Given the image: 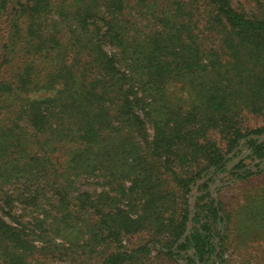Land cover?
<instances>
[{"label":"trees","instance_id":"1","mask_svg":"<svg viewBox=\"0 0 264 264\" xmlns=\"http://www.w3.org/2000/svg\"><path fill=\"white\" fill-rule=\"evenodd\" d=\"M147 1L73 0L70 10L69 0L56 9L51 0H0V20L10 6L16 10L11 44L4 46L12 60L20 61L12 77H0V175L26 172L28 179L38 180L32 173L36 167L43 178L52 161L47 154L38 156L33 146L45 150L51 143L68 152L62 172H53L55 181L66 173L101 172L97 175H108L113 184V195L102 191L94 199L78 193L80 228L99 235L108 230L112 239L149 228L158 235L152 242H163L161 236L166 240L160 250L175 264H229V243L234 248L255 243L258 264H264V181L243 189L235 202L219 195L235 182L264 173V141L253 136L264 133V127L243 129L239 118L245 108L264 117V19L238 11L231 0H174L161 9L150 33L136 36L126 9L131 2L146 7ZM48 19L55 27L50 39ZM200 24L219 36L218 50H206L195 40ZM22 25L27 26L25 38ZM60 26L68 30L66 41ZM106 42L114 53L103 49ZM21 48L26 51L19 56ZM199 72L209 75L203 104L167 111L155 119L153 138L146 140L137 105L164 101L163 82L169 76L194 78ZM192 102H201L199 92ZM115 119L127 129L125 135ZM210 129L223 134L225 150L208 137ZM138 136L145 144L142 155ZM184 166L192 170L179 175ZM165 174L185 194L190 183L205 176L197 190L206 192L196 198L186 236L188 196L181 213L169 212L174 198ZM219 174L216 204L208 186ZM124 180L130 185L125 187ZM68 187L62 185V205L68 204ZM126 197L133 201L128 209L120 207ZM91 210L99 218L84 223ZM148 252L147 244L117 249L97 264H126ZM0 253L9 256L4 264H21L31 253L23 231L1 217Z\"/></svg>","mask_w":264,"mask_h":264},{"label":"rangeland","instance_id":"2","mask_svg":"<svg viewBox=\"0 0 264 264\" xmlns=\"http://www.w3.org/2000/svg\"><path fill=\"white\" fill-rule=\"evenodd\" d=\"M24 2L25 0H21ZM53 1V8L56 9L61 5L63 0H51ZM174 0H148L146 7H135V3L131 2L128 9H126L125 15H132L135 25V35L143 37L150 33L154 28L153 26L157 22L156 18L160 14L161 9L172 6ZM73 0H69L67 8L73 9ZM231 3L235 9L245 13L249 17H258L264 19V0H231ZM16 5V4H12ZM17 6V5H16ZM15 9H8L7 13L3 14L0 20V77H12L13 73L17 71V66L20 65L19 58L11 59L10 49L5 48L4 44H11V33L13 31L12 19L16 16ZM128 17V16H126ZM48 24L47 38L50 39L52 35H55V27L49 19L46 21ZM23 30L21 34L28 36L27 26H21ZM196 32L195 40L199 42L206 50L215 49L218 50L221 46L218 41L219 36L215 33H208L205 26L200 24L197 28H194ZM61 33L64 35V40L68 39L67 28L60 26ZM103 49L112 54L115 51L109 42L103 44ZM26 51L21 48L19 56ZM28 55V54H27ZM30 55V53H29ZM26 57V56H25ZM126 75L127 69H123ZM209 78V75L199 72L196 77L186 76H169L163 83L167 93L164 101L159 100L156 103H152L149 99L147 103L143 105H137V113L143 121L146 140L150 141L154 135L155 119L161 120L166 116L167 111H186L191 105H202L203 95L207 92V88L204 85V81ZM200 93L201 102H192L196 93ZM143 106V107H140ZM0 117H3L2 115ZM240 121L243 124V129H256L264 127V117L259 113H253L246 108L241 110L239 115ZM114 125L117 130L120 129L121 135H125L127 129L122 126L119 119L114 120ZM113 135V134H112ZM210 137L218 146L225 150V138L221 132L217 129H210L207 132ZM40 142L43 140L40 138ZM139 142L138 152L140 155L146 152L144 148V141L140 136L137 137ZM68 148L69 143H64ZM57 146V144H56ZM35 153L38 156L47 154L51 161L53 168L49 171V174H44L42 178L39 174V169L33 167V172L39 175L38 180L34 178L28 179L22 173V176H7L0 175V217L7 223L17 227L23 231L25 237L29 241L31 253L28 254L21 264H97L103 260L111 252L118 250L131 251L137 246L147 244L149 246V252L143 255L141 258H134L133 261L126 264H175L167 255H164L160 249L162 248L166 240L156 243L152 242L153 238L158 235H154L149 228H143L139 231L132 233H119L115 239L108 236V230L104 231L101 235L93 231L89 232L84 227H81L82 222H76L77 211L79 209L78 201L76 197L78 193L87 192L92 195V198H96L100 192L106 191L113 195V184L109 186L110 177L108 175H97L101 172H83L79 173L77 177L72 173H66L65 178L69 177L70 182L65 181L64 177L54 180L53 172L56 171V175L61 173L64 169L63 162H67L68 152L66 149L56 148L50 143V148L45 150L40 149L36 144L33 146ZM53 148H55L53 150ZM23 161V160H21ZM248 162V161H246ZM187 168V170H185ZM185 170V171H184ZM192 167L186 166L178 170L179 175L189 174ZM103 174V173H101ZM168 186L165 183V187L172 191L174 204H170L168 211H174L177 216L181 213V208L184 206L185 195L188 196V209L190 197L195 191L192 189L187 193H183V189L178 185L176 181H170L169 175L165 174ZM264 181V173L254 175L247 178L244 181L235 182L226 189H221L219 195L224 201H236L239 194H242V190L256 185V183ZM68 184V204L62 205V185ZM130 185V180H124V186ZM117 190V189H116ZM174 191V192H173ZM172 195L170 196L171 199ZM126 197L120 204L121 208L128 209L131 199ZM133 203V201H132ZM169 203V201H168ZM135 204V203H134ZM87 213V212H86ZM83 216V222L94 223L99 218L98 214L91 210ZM81 215V213H80ZM134 215V214H133ZM78 217H80L78 215ZM74 218V219H73ZM73 220V221H72ZM72 221V222H71ZM69 222L70 225H69ZM185 231V230H184ZM235 245L236 241H235ZM259 244L249 243L246 245H240L235 247L233 243H229L230 263L229 264H258L256 248H259ZM238 246V245H237ZM250 255V256H249ZM9 259L3 253H0V264H4L3 261ZM143 262L141 263L140 261Z\"/></svg>","mask_w":264,"mask_h":264},{"label":"water","instance_id":"3","mask_svg":"<svg viewBox=\"0 0 264 264\" xmlns=\"http://www.w3.org/2000/svg\"><path fill=\"white\" fill-rule=\"evenodd\" d=\"M254 137H256L258 140L257 142H262L264 141V133L260 134V135H253ZM241 159V156H238L235 160H233L232 162H230L228 164V167L233 166L234 164H236L239 160ZM223 174H219L217 175V178L214 180V182L212 184H210L208 186V190L210 192V194L214 197L215 199V203L217 204L218 199L217 196L214 192V190L217 188L219 181L218 179L222 176ZM205 179V176H201L200 178L196 179L193 185V182L190 183V187L193 186V188H195V191L193 192V194L190 197V201H189V210H188V216H187V220H186V225H185V231L183 233V236H186L189 231H190V227L192 225V219H193V215H194V211H195V202H196V198L201 194L206 192V190L203 191H198L197 186L198 183L202 182Z\"/></svg>","mask_w":264,"mask_h":264},{"label":"crops","instance_id":"4","mask_svg":"<svg viewBox=\"0 0 264 264\" xmlns=\"http://www.w3.org/2000/svg\"><path fill=\"white\" fill-rule=\"evenodd\" d=\"M216 194V193H215ZM216 196H217V194H216ZM217 199H218V197H217Z\"/></svg>","mask_w":264,"mask_h":264}]
</instances>
